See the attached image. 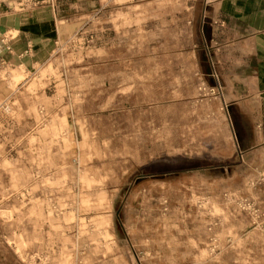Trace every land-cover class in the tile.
Listing matches in <instances>:
<instances>
[{
	"label": "rangeland",
	"instance_id": "obj_1",
	"mask_svg": "<svg viewBox=\"0 0 264 264\" xmlns=\"http://www.w3.org/2000/svg\"><path fill=\"white\" fill-rule=\"evenodd\" d=\"M194 3L106 0L46 64L1 77L0 264H264V156L235 153L201 47L175 62L164 32Z\"/></svg>",
	"mask_w": 264,
	"mask_h": 264
},
{
	"label": "crops",
	"instance_id": "obj_2",
	"mask_svg": "<svg viewBox=\"0 0 264 264\" xmlns=\"http://www.w3.org/2000/svg\"><path fill=\"white\" fill-rule=\"evenodd\" d=\"M105 1L0 0V103L12 94L7 80L13 72L31 73L46 64L56 47L84 29L91 16L105 13ZM165 15L164 32L174 29L173 43L180 47L175 62L182 61L184 44L201 47L190 54L195 75L220 88L222 97L213 104L227 109L235 153L244 163L251 157L261 161L264 0H203L199 6H175Z\"/></svg>",
	"mask_w": 264,
	"mask_h": 264
},
{
	"label": "built area",
	"instance_id": "obj_3",
	"mask_svg": "<svg viewBox=\"0 0 264 264\" xmlns=\"http://www.w3.org/2000/svg\"><path fill=\"white\" fill-rule=\"evenodd\" d=\"M201 92H206V95H211L214 97H219L220 96V88L218 86H211V87H207L205 85H203L200 88ZM1 109L5 112V113H9L11 111V107L8 104H4L2 105Z\"/></svg>",
	"mask_w": 264,
	"mask_h": 264
}]
</instances>
